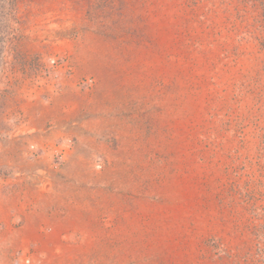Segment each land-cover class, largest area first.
Instances as JSON below:
<instances>
[{
  "label": "rangeland",
  "instance_id": "rangeland-1",
  "mask_svg": "<svg viewBox=\"0 0 264 264\" xmlns=\"http://www.w3.org/2000/svg\"><path fill=\"white\" fill-rule=\"evenodd\" d=\"M0 264H264V0H0Z\"/></svg>",
  "mask_w": 264,
  "mask_h": 264
},
{
  "label": "bare ground",
  "instance_id": "bare-ground-1",
  "mask_svg": "<svg viewBox=\"0 0 264 264\" xmlns=\"http://www.w3.org/2000/svg\"><path fill=\"white\" fill-rule=\"evenodd\" d=\"M30 232V231H29ZM36 235V234H35ZM26 237H27V235H26ZM28 238V237H27Z\"/></svg>",
  "mask_w": 264,
  "mask_h": 264
}]
</instances>
